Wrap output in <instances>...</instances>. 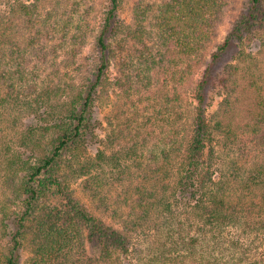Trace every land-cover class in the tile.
<instances>
[{
  "label": "trees",
  "instance_id": "1",
  "mask_svg": "<svg viewBox=\"0 0 264 264\" xmlns=\"http://www.w3.org/2000/svg\"><path fill=\"white\" fill-rule=\"evenodd\" d=\"M1 1L4 0H0V5ZM65 1L69 3V0ZM109 1L96 38L98 62L91 69L88 82L79 88L74 85L64 89L56 87L55 94L68 97L59 116L52 115L48 126L35 120L22 134L20 146L10 147L4 153L2 176L13 197L0 208V264H27L23 257L26 245L34 255L30 264H264V257L254 254L252 241L248 243L243 239V235L264 239V157L246 171L236 166L233 174L228 176L222 172L225 175H219V181L216 180L218 172L209 157L214 135L221 133L233 143L236 132L230 124L223 122L220 111L214 121L208 113L210 94L218 85L225 89L224 93L228 92L223 98V106L231 105L232 78L236 73L232 71L233 66L221 72L220 66L226 55L234 48L244 53L248 42L261 40L264 43V0L247 1L197 81H193L195 73L209 45L217 37V28L227 12L236 9L241 0H166L159 5L139 2L134 26L126 24L120 17L123 0ZM9 9L8 14L0 13V43L6 34L2 31L4 23L12 17L14 20L25 17L31 25L42 22L38 19L37 4L13 0ZM46 23L48 33L37 28V39H29L31 47L44 44L47 38L56 40L54 31L62 29L59 21L53 20L51 14V22L47 20ZM64 24L75 25V22ZM80 24L75 27L77 30L81 29ZM72 28H65L64 37L55 46L56 53L66 49L69 55L75 56L81 45L87 43V38L78 34L67 37ZM123 34L142 42L146 36L154 35L159 43L139 56V65L129 67V74L124 71L130 82L142 80L148 91L163 92L161 108L155 117H172L178 112L175 101H179L176 119L179 130L175 134L176 141L168 136L161 151L152 156L161 165L153 169L154 174L167 171L171 178L173 176L174 198L166 194L161 196L157 188L143 191L138 187L136 197L127 200L131 217H124L123 228H117L93 214L77 198L71 178L79 173L88 176L92 172L93 163L81 166V155L95 136L93 106L96 93L117 57L118 48L114 43ZM16 48L23 50L19 45ZM39 48L41 57L45 47ZM15 52L13 46V57ZM4 61L0 54V75L7 66ZM14 61L17 68L10 73L9 97L18 102L22 94L29 99L37 85L27 78L29 68L21 61ZM123 61L122 67H126L129 62ZM191 81L196 102H193L190 114H186L181 89ZM28 82L29 89H23ZM177 83L179 95L174 99L169 89ZM26 103L28 107L34 105L33 102ZM221 108L224 112V107ZM249 111L252 113V123L248 125L251 143L264 145L263 94ZM189 117L191 125L187 131L185 121ZM107 158L103 151H98L97 160L106 161ZM110 159L113 160V156ZM94 179L96 177L88 178L86 182ZM11 204L20 209L11 208ZM114 210L118 213V209ZM151 222H156L158 227L149 239L157 235L160 238L148 255L135 257L134 234ZM232 229H237L239 236H231Z\"/></svg>",
  "mask_w": 264,
  "mask_h": 264
},
{
  "label": "rangeland",
  "instance_id": "2",
  "mask_svg": "<svg viewBox=\"0 0 264 264\" xmlns=\"http://www.w3.org/2000/svg\"><path fill=\"white\" fill-rule=\"evenodd\" d=\"M12 1H1V14L10 12ZM21 1L37 4L38 19L42 22L31 25L25 17H17L16 20L12 17L9 22L5 21L4 30H2L6 34L0 43V54H3L7 66L5 65L6 68L2 71L4 77H2V72L0 75V208L9 202V198L13 197L11 188L2 176L4 174L2 172L4 153L10 147L20 146L22 134H25L34 122L40 121L43 126H48L52 115L59 116L68 97L62 93L55 94L56 87L64 89L74 85L79 88L88 82V77L92 75L91 69H94L98 62V51L95 49V44L100 32V23L110 4L109 0H69L68 4L65 0ZM163 1L166 0H123L120 17L126 24L134 26L136 23L135 9L139 2L159 5ZM247 1H239L236 9L227 12L221 26L217 28V37L209 45L193 81H197L201 77L206 63L217 47L225 41L234 19L239 16ZM51 14L53 20L59 21L62 29L54 31L55 41H49V38L43 41L44 44L41 45L45 47V51L40 57L39 46L41 45L37 44V48L31 47L28 44L29 39L35 37L37 39L39 34L37 28L48 33L46 22L47 20L51 22ZM70 18L71 20H69ZM68 21L75 22V25L64 26V23ZM77 24L81 25L80 30L75 28ZM66 27H73L67 37L72 38L78 34L87 38V43L81 45L75 56L69 55L66 49H59V53L55 52V46L64 37ZM118 40L115 41L116 44L114 43L118 48L117 57L113 59L95 97L93 106L96 120L95 136L89 143V147L85 149L84 154L81 155L83 160L81 166L93 163L92 172L88 176L79 173L72 177L71 186L77 198L85 203L93 214L104 219L110 225L123 228V218L131 217L127 200L131 201L136 197L138 187L143 191L146 188L150 190L157 188V192L161 196L166 194L174 198L172 195L173 176L171 178L167 171L154 174L153 169L161 165L152 156L155 154L154 152L161 151L168 136L176 141L175 134L179 130V123L176 122L179 114V101H175L174 104L178 110L175 115L172 117L156 115L155 117L154 114L161 108L160 101L163 100L161 99L163 92L148 91L142 80L130 82L126 78L124 70H127L128 73L129 67L132 69V66L139 65V56L143 55V52H150L159 44L154 35L146 36L145 42L137 41L132 37L128 38L127 34H123ZM18 45L23 50L18 51L16 48ZM13 46L16 50L14 57L11 54ZM244 50L242 53L241 50L234 48L226 55L220 66L221 72L234 67L232 71L236 73L232 78L234 83L231 86V105L223 106V98L225 94L227 96L228 92L224 93L225 89H222L221 86L218 85L210 94L211 104L208 110L210 119L214 121L215 115L220 111L219 116L223 122L226 125L230 124L236 132L233 143L227 141L221 133L214 135L209 157L214 162L215 172H218L215 176L218 181L219 175H225L222 172L228 173L229 176L233 174L236 166L241 167L242 171L244 169L246 171L254 162L264 157V145L255 146L252 144V134L248 132V125L252 123V113L249 109L260 98V94L264 95V43L261 40L260 42H248ZM45 56H47V60H45ZM14 60L23 62L29 68V71L26 70L27 78L31 83L37 85L36 91L30 95L29 99L21 93L18 102L9 97L11 95L9 93L10 73L12 74V71L17 68ZM123 60L129 62L125 65L126 67H122ZM193 81L181 89L182 106L185 108L186 114H190L193 102H196L193 97ZM30 82L26 83L23 89H29ZM169 91L172 98L175 99L179 95V84L171 86ZM26 102H33V107H28ZM221 107H224V112L221 111ZM185 122L188 131L191 125L190 117ZM41 132L39 131V134ZM98 151H103L106 154L108 157L106 161L97 160ZM112 156L113 160L110 159ZM92 177H96V179L90 183L86 182L88 178ZM168 182H172L171 185L167 184ZM165 184L168 185L167 188L164 187ZM10 207L20 209L14 204H11ZM114 209H118V213ZM155 225L156 222H151L134 234L137 246L135 257H140L141 254L148 255L157 239L160 238V235H157L152 240L149 239L158 227ZM237 232V229H232L229 234L239 236ZM243 239L248 243L252 241V245L255 247L254 254L264 257L262 236L254 238L243 235ZM3 243L5 244L4 239ZM33 256L31 248L26 245L23 252L24 262L30 264Z\"/></svg>",
  "mask_w": 264,
  "mask_h": 264
}]
</instances>
